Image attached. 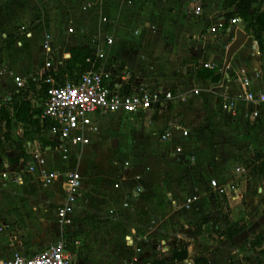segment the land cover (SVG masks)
Returning <instances> with one entry per match:
<instances>
[{
    "label": "crops",
    "instance_id": "obj_1",
    "mask_svg": "<svg viewBox=\"0 0 264 264\" xmlns=\"http://www.w3.org/2000/svg\"><path fill=\"white\" fill-rule=\"evenodd\" d=\"M33 2H45L52 6L58 4L57 0H33ZM261 2L256 8L264 12V0ZM22 3L25 4L24 0L18 4ZM85 3H91V5L86 12H83L80 5L84 6ZM60 5L62 12L58 13L66 15V19H69L67 26H61L60 20L64 17L61 15L50 22L48 18L47 22L45 20L42 23L37 22L40 25V32L36 36L33 31L30 32L24 27L29 35L22 36L18 28L17 36L11 41L15 49L23 48V50L13 59L10 67L7 62L0 63V68L3 70L0 74V106L6 104L14 93L20 91L14 89L12 80L14 75L28 77L45 71L47 60L53 63L55 69L48 72H61L69 58V50L81 46L90 47L96 37L99 46L104 50L105 57L102 63L94 60L93 66L95 62L98 63V68L95 70L103 72L112 69L113 65L122 66L128 73L129 87L173 93V97L178 96L185 102L179 106V102L174 100L168 110L174 112L181 109L180 112L183 113L191 108L200 115L197 118L191 115V120L187 122L185 120L181 122L179 118V122L173 124L168 121V118L164 119L163 115L161 116L165 107L160 110L138 112L134 115L118 113L96 116L94 123L98 127V134L91 138L88 146L73 148L66 160L60 158L55 142L47 133L46 137L53 142V145L44 149L41 148L36 133H34L35 139L25 141L22 152L6 145L2 148L5 154L1 152L3 156H6V160L0 159V174L10 173L16 168L15 170L22 176V182L16 183L0 176V191L4 189L7 193V197H0V219L15 217L19 213L17 209H20L22 213H27L26 211L32 209L38 217L44 216L51 223L48 224L49 228L44 222L41 224L42 230L35 229V232L26 234L22 239L16 233H8L11 235L9 239L0 240V260L10 258L14 253L30 257L45 250L49 245L63 240L75 264H148L146 262L152 257L167 254L168 251L164 254L159 252L162 242L166 243L168 250L182 243V237L185 235L181 230L176 234L178 240L173 237L164 239L160 237V234H170L169 224L172 220H177L181 213L201 207L205 198L203 192L214 197L229 214L228 217H231V214L249 198L264 199V179L260 178V174H264V103L256 106L244 100L232 99L229 106L224 108L235 93L241 92L239 80L244 77L251 81L247 88L248 92L254 96L264 95V52L263 54L259 52L257 42L252 37L248 27L250 19L244 22L239 18L241 22L237 26H230L228 22L231 18L227 19V16L235 13L233 7L225 6V0H74L68 5L63 3ZM3 6L4 2L0 0V10L2 9L0 29L12 25L19 15V10L15 5L12 9ZM196 6L201 7V14L198 17L192 14V9ZM123 11L126 14L139 13L137 20L133 19L132 23L127 22ZM96 18L99 20L98 25L92 28V23L97 20ZM102 18L106 19V22H103ZM139 23L141 29L145 30L144 32L135 30L134 26ZM222 23L224 25L221 26ZM125 24L128 26L126 33L132 42L127 41L129 51L141 49L144 52L141 54V59L160 61L163 64V73L159 78L157 75L153 77L152 74L155 71H151L150 68L137 67L138 70L129 68L127 53L122 50V47H118L116 41L119 30ZM218 25L220 27L216 34L209 33L210 27ZM68 28H72L73 32L68 33ZM130 28H133L132 32L129 31ZM237 30H241L246 35V39L224 69L226 50L235 40ZM109 31L111 33H108ZM45 34L51 38L47 52L41 46ZM140 34L143 36L140 37ZM133 36L139 39L133 40L131 38ZM107 37L113 38L111 47H106L104 44V39ZM2 38L6 43L8 36L2 34ZM23 40H27L29 45L23 47L25 45ZM17 42L21 45L19 46ZM150 42L156 45V50L151 47ZM64 56L67 58L64 59ZM59 60L63 61L57 67L55 65ZM204 64H209L211 67L205 68ZM88 68L90 64L84 71ZM204 70L217 71L220 78L217 82L203 78L201 73ZM133 76L136 79L130 82ZM66 81L69 80L65 78L63 82H56L63 84ZM177 84L183 85L180 94L176 88ZM12 88L16 92L13 90L14 93L10 95L9 90ZM29 88L28 86L22 89V94H26V99L33 107H40L43 110L44 98L40 95V87L36 85L34 90ZM194 90H199V93L194 94ZM35 97L39 98L41 105L37 104ZM187 100L189 102L197 100V108H194L195 105L190 107ZM169 103L170 101L168 105ZM254 111L258 112L257 117H253ZM111 120L116 122V126L119 123L124 125L125 121L128 122L129 127L126 128V132L129 131V133L125 132L128 136L126 142L122 141V137L127 138L124 135L115 134L112 138H107L109 130L117 133L111 128ZM3 125L1 123L0 127L2 128ZM19 126L23 129L21 125H17L13 133L19 130ZM38 129L43 130L40 120ZM181 130H186L188 135L182 136ZM165 132L170 133L168 139L175 134L186 139L184 147L178 146L177 154H173L172 157L169 156L171 154L169 148L166 151L169 155L158 148L159 142L168 141V139L160 140L159 138ZM151 133L155 137H152ZM134 135H142V137L145 135L143 138L148 140L150 149H147L142 157L148 162L153 161L154 174L147 175L145 170L135 173L132 160H134V155L136 156L135 150L139 148L136 139L140 137ZM202 139L208 142L215 141L216 148L209 149L203 144L205 140L200 141ZM1 140L3 136H0V145ZM95 140L101 142L94 145L97 151H100V147H104L105 150L114 149L115 151H112L115 153L120 146L123 151L130 150L127 155L128 159L124 161L122 168L118 167L117 173L121 179L127 180L130 177L127 182L124 181L122 184L120 179L115 178L110 185H107L103 180L101 173L105 169L108 170V167L102 169L101 152L99 155H94L92 149H89L93 147L91 145ZM152 140H158V142L154 143ZM132 141L137 144L132 146ZM25 154L28 156L26 160L22 158ZM34 155H38L45 161L44 166L47 170L58 173V177L49 185L41 184L36 173L26 172V169L34 163ZM82 157L91 159L82 161ZM14 158L18 159V162L10 161ZM112 164H116L115 160ZM249 164L256 167L249 169L246 167ZM128 166L129 168L126 169ZM172 169L181 175V187H178V184L174 186V181L169 180L170 175L167 173ZM237 169H243L244 173L237 172ZM251 169L252 174L248 175ZM68 171H76L80 174L81 188L73 212L68 217L69 222L60 224L57 210L63 202L64 174ZM111 173L115 174V171ZM86 175L92 178L91 183L87 185L88 196L81 193L82 187L89 183ZM213 179L227 189L226 196L213 195L208 186L209 181ZM199 189L200 194L197 193ZM32 191H35L38 197L29 199L28 193ZM111 192H116L117 198L122 200L118 205L110 207V198H104L105 204L101 208L104 210L105 207L106 212L94 208V195L104 197ZM19 193L21 197L16 198ZM229 195L234 197L233 201H228L226 197ZM189 197L195 200L186 209L183 205ZM125 204H127L126 207ZM122 210L128 211L130 220L121 212ZM209 224L211 222L202 225L201 229ZM226 224L235 228L242 227V231L232 237L226 236L232 240V243H226L225 247L219 248L217 251L219 258L216 260L209 259L210 255L207 253L205 255L207 264H213V262L242 264L241 257L247 250L250 251L251 247H253L251 251L257 253L258 246L253 243L257 223L254 225L245 218L239 226L225 222L217 228H224ZM126 229H128V234L123 235ZM36 235L39 238L33 241ZM262 235L259 245L263 248L264 234ZM223 237L225 236H220V238ZM138 248L141 250L140 253L136 251ZM241 250L245 252L241 253ZM260 257L263 256H259L258 259ZM188 261V264H195L192 260H188L187 251V259L170 264H186Z\"/></svg>",
    "mask_w": 264,
    "mask_h": 264
},
{
    "label": "rangeland",
    "instance_id": "obj_2",
    "mask_svg": "<svg viewBox=\"0 0 264 264\" xmlns=\"http://www.w3.org/2000/svg\"><path fill=\"white\" fill-rule=\"evenodd\" d=\"M4 2V6L5 7H9L8 9H12V6L15 5L16 8L19 10V15H17V20L13 21L12 25L5 27L3 29H0V63L2 62H7L9 67L10 64H12L13 59H15L18 54L20 55V53L22 52V49H15L12 44V39L14 37L17 36V32H18V28L20 27H24L26 28V30L39 34L40 32V25L37 24V22L42 23L44 20L47 22V18L48 21H53L55 18L57 17H61V15L58 12H62L61 10V5L60 3L65 4H69V2L73 3L74 0H57V5H53L52 4H48L47 3H36L33 2V0H24L25 4L23 5V3L21 5H19L18 3H21V0H1ZM23 1V0H22ZM43 1V0H41ZM77 1V0H75ZM103 1V0H102ZM29 4V6H28ZM262 4V2H261ZM260 4V6H261ZM66 5V6H67ZM91 3H85V5H80L81 6V10L83 12H86V10L90 7ZM3 6V7H4ZM260 9L262 10V7H260ZM135 9H133L134 11ZM2 12V9L0 10V14ZM48 12V13H47ZM122 12V11H121ZM123 13H125V20L127 22L132 23L133 19L137 20L138 18V14L139 13H134L132 12L131 14L128 13L126 14V12L123 11ZM137 15V16H136ZM64 16V15H63ZM52 20H51V19ZM97 19V18H96ZM103 19V18H102ZM100 20V17H99ZM98 19L95 20L92 23V28H96L98 25ZM69 21V19H66V15L64 17H62V19L60 20V24L62 27L67 26V22ZM140 23L143 25V22H141V19L139 20ZM16 22V23H15ZM140 23L135 25V30L136 31H140L141 32V26ZM20 24V26H19ZM60 26V28H62ZM126 27V28H125ZM133 27V25H132ZM127 29L128 26L127 24H125L120 30H119V35L117 37V45L118 47H122V50H125L127 53V60L129 62V68L131 70H138V68H150L151 71H155V73H153L152 75H154L153 77H155V75H157V78H159L160 74L163 73V64L160 61H152L151 59H141V54L144 53L141 49H135L134 51H129L128 47H127V41H129V43L131 42L129 35H127ZM133 28H130L129 31L132 32ZM143 32L145 30H142ZM130 32V33H131ZM108 33H111L110 31ZM2 34H5L8 36V40L6 41V43H4V39L2 38ZM115 34V33H114ZM151 34V33H150ZM142 37L143 35L140 34ZM133 40H138L139 37L137 36H133L131 37ZM96 40V37H95ZM27 41V40H26ZM23 40V43L27 46L29 45V42H26ZM132 43V42H131ZM150 44L152 45L151 47L153 49L156 50V45L153 44L152 42H150ZM117 47V46H116ZM140 62V64H139ZM138 67V68H137ZM162 75V74H161ZM136 79V77H132L130 82H134ZM14 89L16 90V86L13 84ZM182 84H177L176 88H178V93L180 94V92L182 91ZM13 88L11 90H9L10 95H12L14 93ZM14 90V91H13ZM16 92V91H15ZM202 94V93H201ZM35 96V94H34ZM172 97H173V93H172ZM174 99L172 101H170L169 105L167 104L165 106V110L162 112L161 116L163 115L164 119L168 118V121L171 122V124L179 122L178 119L181 118V122H187L188 120H191V115H194L193 118H197V116H199L200 114L197 113L194 110H186V112H180L181 109H178L174 112H171V110L169 109V106L172 104L171 102L178 101L179 102V106L182 105L183 102H185L184 100L182 101L178 96L175 98V96L173 97ZM35 100L37 102L38 105H41L42 102L39 100L38 97H35ZM189 100V99H188ZM187 100V104L191 107L194 106V108H197V100L194 102V100L192 101H188ZM196 110V109H195ZM165 112V114H164ZM186 113V114H185ZM169 114V115H168ZM122 120V119H121ZM185 120V121H183ZM112 125L111 128H113L117 133H115L114 131L109 130L108 134H107V138L110 139L112 138L115 134H119V135H124L125 137L127 136L126 133L128 134V132H126V128L129 127L128 126V122H124V125L122 123H119L118 126H116V122L112 121L110 122ZM211 126L213 127V125L211 124ZM210 126V127H211ZM26 133H24V129H22L19 126V130L17 129L15 131V133H13V130L10 131L9 136H10V140L6 141L4 138L3 140H1V145H0V159L1 160H6V156H3L2 153H4V151H2V148H4L6 145H9L10 147H12L13 149H17V144H21L22 147V151L24 150L23 145L25 143V141H32L33 139L36 138V135L34 134L33 130L31 129H26L25 130ZM5 131L0 127V136H3V133ZM126 132V133H125ZM104 133V132H103ZM152 137L153 136V133ZM133 135V134H132ZM134 136H138V135H134ZM140 137V139H136L139 143L138 145V149L135 150V154L134 155V160H132V164L134 165L135 169V173H139L142 172L143 170H145V174L150 175V174H154V169L155 167H153V161L148 162L147 160H144V157H142V155L144 154L145 151H147V149H150V146L148 144V140H145L143 137H145V135L142 137V135L138 136ZM128 139L122 137V141L126 142ZM130 139V138H129ZM203 144L206 145V147L213 148L217 146V143H215V141H211L208 142L206 141V139H202L200 141H204ZM186 139H182L179 135L175 134L173 135L170 139H168V141L166 142H159V150H161L162 152H166L167 149L169 148V150L171 151V154L169 155L168 152H166L167 155H169L170 157L173 156V154H177L176 149L178 146H181L182 148L184 147V143H185ZM131 142V141H130ZM152 142H158V140H152ZM96 143H101L98 140H95L89 149H92V153L95 155H99V152H101L102 154V158H103V164H102V169H105L106 166L108 167V170L105 169L104 172L101 173V175L103 174V180L107 183V185H110V183H112V181L115 178L120 179V181L123 182H127L129 180L130 177H128L127 180L125 179H121L119 176H117L118 173V167L122 168L124 166V161L128 159L129 149H126L125 151L122 150V146H120L119 150H117L115 153L113 151H115L114 149L109 150V149H104V147H100V151H97V147H94V145H96ZM122 143V142H121ZM210 143V144H208ZM137 143L135 141H132V146H135ZM110 148V146H108ZM88 149V150H89ZM87 150V151H88ZM21 151V152H22ZM5 154V153H4ZM182 154V153H181ZM24 160L28 159V156L25 154V156L22 157ZM132 158V157H131ZM147 159H150L151 157H146ZM91 159L88 157H82V161ZM115 160L116 164H112V161ZM247 168H252V167H256L253 166V164H249L246 166ZM129 166L126 168L128 169ZM148 170H147V169ZM253 169V168H252ZM252 169L248 172V175H251L252 173ZM112 171H115V174L111 173ZM169 180H173L174 181V186L181 187V181H182V177L181 175H179L178 173H175V170H171L169 173ZM180 174H184L181 173ZM185 175V174H184ZM187 176V175H186ZM87 180L89 181V183L86 184V186L82 187L81 189V193H83L84 195L88 196L89 193V189H87V185H89L92 180L91 177H89V175H86ZM260 178L264 179V174L261 173L260 174ZM165 182V180L163 181ZM97 190V189H96ZM97 192V191H96ZM198 194H200V189L199 192L197 191ZM204 194V204L202 203L201 207L196 208L195 210H190L189 212L186 213H181L180 215H178V219L177 220H172L171 223L169 224V230L171 231L170 234H160V237L162 238H166L168 239L169 237H173L175 238V240H178V238L176 237V234L179 230H181L182 233H184V237H182V243H179L180 245L187 246L188 249V260H192L193 263H195V261L199 258H206L205 255L208 253L209 259H213L216 260L217 258H219L217 255V251L219 250L220 247H225L226 243L227 244H231L232 240L228 239L226 236L223 238H220V236L218 235V233H216L214 230H212V226H215V228H217L219 225L225 223V222H230L231 224H235L237 226L240 225V223L244 222L245 218H247L248 220H250V223H253L254 225H256L257 223V227L256 228V233L253 234V243L255 245H257L258 249H257V253L252 252L251 250H253V247L250 248V251L247 250L246 252L241 250V253L243 254V257H241L240 262H243L242 264H260L264 262V247L262 248L261 245V241H262V234H264V199L259 200L256 197H252L249 198V200L244 201L235 212H233L231 214V217H228L229 214L225 211L224 207L218 203L214 197H212L211 195L203 192ZM42 196V195H41ZM0 197H7V193L4 191V189L0 191ZM15 197V196H14ZM21 197L20 193L16 196V198ZM35 197H38V194H36L35 191H32L30 193H28V198L29 199H33ZM94 208H98L99 210H101V212H106V208L104 207V210L101 208V206L105 204L104 198H110L111 202H110V207L112 206H116L118 205L122 200L117 198V193L116 192H111L110 194H106L104 197L103 196H97L94 195ZM195 200V199H194ZM198 200V199H197ZM196 200V201H197ZM108 206V207H109ZM109 207V209H110ZM262 208V209H260ZM17 212L19 211V213H17V215H15V217H10L9 219L6 218H2L0 219V234L4 233V235L0 236V240L1 239H9L11 237V235H9L8 233H16L19 235V238H24V236L28 233H32L35 232L36 230H42V225L45 222V226H48V224L51 223V221L48 218H45L44 216L38 217V215L34 212V210L30 209V211H26L27 213H22L20 212V209L16 210ZM109 212H112L109 210ZM122 213H124L127 217L128 220H130L129 218V213L126 210H122ZM12 216V215H9ZM208 219L211 224H209L208 226H204L201 229V234H197L196 231L198 230V226L201 225V222L204 219ZM42 220V221H41ZM188 225V226H187ZM49 227V226H48ZM50 228V227H49ZM263 230V231H262ZM168 231V230H167ZM263 232V233H262ZM128 234V229L125 230V232L123 233V235ZM37 236V235H36ZM39 238L38 236L36 238H33L32 240L35 241V239ZM31 242V241H28ZM250 243V241H249ZM29 244V243H28ZM132 251V250H131ZM239 253V254H241ZM232 254H236V253H232ZM238 254V255H239ZM133 255V253H132ZM259 256H263L260 257L258 259ZM229 257L231 258V253L229 255ZM227 256V258H229ZM207 259V258H206ZM236 260V259H235ZM239 260V258H238ZM259 260V262H258ZM169 263V262H168ZM188 262H186V264H188ZM170 264V263H169ZM184 264V263H183ZM196 264V263H195ZM213 264H217L214 263ZM227 264H235V263H227Z\"/></svg>",
    "mask_w": 264,
    "mask_h": 264
},
{
    "label": "built area",
    "instance_id": "obj_3",
    "mask_svg": "<svg viewBox=\"0 0 264 264\" xmlns=\"http://www.w3.org/2000/svg\"><path fill=\"white\" fill-rule=\"evenodd\" d=\"M194 16H200L201 7L196 6L192 9ZM106 22V19H102ZM240 19L236 14H233L228 24L237 26ZM224 23L221 24V26ZM218 26L210 27L209 33L216 34ZM68 33H72V28L67 29ZM19 33L27 37L29 34L24 28H19ZM20 46L21 43L17 42ZM51 38L48 34L44 35L42 48L45 52L49 51ZM106 47L113 45V38L107 37L104 39ZM94 52L95 59L103 62L105 57L104 50L99 46L98 39L92 42L90 46ZM64 59L67 56L63 57ZM62 58V59H63ZM63 61V60H62ZM62 61H58L55 66L59 67ZM90 63V68L81 73L75 81H66L63 84L57 83L48 71L55 70L53 63L50 60L45 62V71L38 72L34 75L23 77L14 75L13 83L17 90L28 88L30 82L40 86V83L48 85L45 92V100L43 110L39 117L40 123L48 124L47 134L52 137L55 142L56 150L62 160L68 159L70 152L75 147H85L91 143V138L98 134V127L94 123L96 116L106 114L134 115L138 112L148 110H160L164 108L169 101L173 99L170 92L161 91H146L141 88H133L128 85V73L125 72L122 66L113 65L112 69L101 72V70H92L93 62ZM59 65V66H58ZM205 68H210L211 65L204 64ZM0 68V74H2ZM250 79L244 77L239 80L241 92L227 101L232 99L244 100L258 106L264 103V95L259 94L254 96L247 91L250 86ZM199 90H194V94H198ZM253 117H257L258 112H253ZM182 136L186 137L188 132L181 130ZM170 137L169 132H165L159 136L160 140H167ZM34 163L26 169L27 173H36L41 184L49 185L58 177L57 172L49 171L45 168V161L38 155H34ZM10 173L2 172L1 178L9 179L13 182H22L21 174L15 170ZM237 172L244 173L243 169H237ZM64 198L63 202L57 210V217L60 224L69 222V215L73 212L76 204L79 191L81 188V176L76 171H68L64 174ZM213 195L226 196L227 189L219 185L216 180H210L208 184ZM237 193V191H235ZM228 201H233L234 197L229 195L226 197ZM194 200L189 197L185 200L183 207L188 209L190 203ZM125 207L127 204L124 205ZM77 244V243H76ZM160 254L168 251V246L162 242L159 246ZM137 253L141 250L138 248ZM158 257V256H157ZM0 264H75L73 257L69 253L67 244L63 240H59L49 245L45 250L27 257L14 253L10 258L0 260ZM149 264V263H148Z\"/></svg>",
    "mask_w": 264,
    "mask_h": 264
},
{
    "label": "trees",
    "instance_id": "obj_4",
    "mask_svg": "<svg viewBox=\"0 0 264 264\" xmlns=\"http://www.w3.org/2000/svg\"><path fill=\"white\" fill-rule=\"evenodd\" d=\"M261 2V0H225L226 7H233L234 13L242 21L246 22L250 19L249 29L251 30L252 37L254 41L257 42L259 52L263 54L264 52V12L256 8V6ZM232 14L227 16L230 19ZM95 56L91 50V47H76L69 50V58L61 72H47L55 81L63 82L65 78L70 81H75L77 76L89 66V62H94ZM98 63L95 62L92 69H97ZM203 78H209L212 82H217L220 75L214 70H204L201 73ZM35 83L30 82L29 89L34 90ZM40 95L45 100V92L48 85L40 83L39 86ZM23 95V96H22ZM40 107L36 108L31 105V103L26 99V94H22L21 90L14 93L11 98L6 102V104L0 106V124L3 123L2 129L5 131L3 133V138L6 141L10 140V131L16 129L17 125H21L26 133V129H31L34 133L38 134L37 140L40 143L42 149L48 146H52L53 142L49 141L46 137L48 130V124L44 123L43 130L38 129L39 126V115L41 113ZM17 149L22 151L21 144H17ZM11 162H18V159H11ZM1 171V166H0ZM208 219H204L199 225L196 231L200 234V229L202 225L209 223ZM213 225V224H211ZM212 230L219 234V236L232 237L239 234L242 231V227L235 228L226 224L224 228H215L212 226ZM187 259V247L184 245H177L169 249L165 256H154L146 263L149 264H168L174 262H181ZM196 264H207L205 258H200L195 261Z\"/></svg>",
    "mask_w": 264,
    "mask_h": 264
},
{
    "label": "water",
    "instance_id": "obj_5",
    "mask_svg": "<svg viewBox=\"0 0 264 264\" xmlns=\"http://www.w3.org/2000/svg\"><path fill=\"white\" fill-rule=\"evenodd\" d=\"M245 39H246V35L243 32H241V30H237L235 32V40L228 46L226 50L224 69L227 67L233 54L244 43Z\"/></svg>",
    "mask_w": 264,
    "mask_h": 264
}]
</instances>
